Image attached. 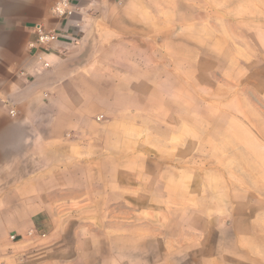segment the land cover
<instances>
[{"label":"crops","instance_id":"0c3cea01","mask_svg":"<svg viewBox=\"0 0 264 264\" xmlns=\"http://www.w3.org/2000/svg\"><path fill=\"white\" fill-rule=\"evenodd\" d=\"M71 1L74 14L61 20L52 13L57 0H0V264H131L135 255L144 264H231L227 242H215L216 254L208 255L214 244L207 240L213 220L227 217L229 208L191 193L187 166L174 161L182 136L157 91L163 82L149 78V69L160 67V51L149 42L160 46L164 35L139 38L131 28L165 25V5ZM188 2L206 10L240 6V0H181ZM38 24L59 38L33 53ZM89 106H104L105 113L94 115ZM150 117L169 125L168 135L156 133L163 154L158 176L143 178L135 190L128 173L145 171L149 162L133 148L103 142L117 126L125 137L140 135ZM135 197L152 208L136 211ZM203 200L205 208H198ZM251 229L255 238L263 234L264 212L251 219ZM31 231L45 236L29 238ZM241 237L242 257L232 264H264V240Z\"/></svg>","mask_w":264,"mask_h":264},{"label":"rangeland","instance_id":"374dc122","mask_svg":"<svg viewBox=\"0 0 264 264\" xmlns=\"http://www.w3.org/2000/svg\"><path fill=\"white\" fill-rule=\"evenodd\" d=\"M161 3L166 7L165 25L142 30L134 24L131 28L139 38L159 30L164 35L160 46L157 41L149 42L151 49L160 51L156 55L160 67L150 68L149 78L163 82L157 91L165 97L166 114L176 119L170 124L175 123L182 136L174 161L177 166H187L183 177L192 179L191 193L209 196L215 207L229 208L227 217L213 220L207 240L214 244L208 255L216 254L215 242H227L232 264V258L242 257L237 248L239 235L249 243L264 240V232L255 238L251 229V219L264 212V0H240L239 8L214 10L199 9L189 2L182 6L181 0ZM145 89L139 88L143 93ZM88 110L94 115L105 113L104 106H89ZM168 127L150 117L139 129L140 135L125 137L127 130L117 126L103 142L133 148L135 155L149 162L145 171L129 172L128 178L122 175L123 181L134 177L135 190L143 187V178L158 176L163 154L157 151L161 141L156 133L167 137ZM115 175L120 177L118 172ZM134 206L136 211L152 208L138 197ZM205 206V200L197 205ZM193 224L203 230L206 227L198 218ZM134 245L135 250L141 247L137 241ZM145 248L157 250L158 246ZM251 253L243 257H251ZM245 262L249 261L245 258ZM131 264H144V260L135 255Z\"/></svg>","mask_w":264,"mask_h":264},{"label":"built area","instance_id":"2783aa9c","mask_svg":"<svg viewBox=\"0 0 264 264\" xmlns=\"http://www.w3.org/2000/svg\"><path fill=\"white\" fill-rule=\"evenodd\" d=\"M74 5L71 0H57L53 6L52 13L56 19H67L74 14ZM33 34L35 36L34 40L29 43V49L31 52L36 53L42 48H48L57 42L59 34L56 30L48 29L43 24H38L34 27ZM44 68H48L49 64L47 62L43 63ZM45 234L38 233L36 231H31L28 233L29 238L44 237ZM16 236H12L11 240L15 241Z\"/></svg>","mask_w":264,"mask_h":264}]
</instances>
